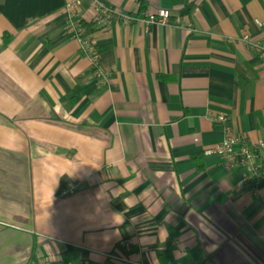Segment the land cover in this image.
<instances>
[{
	"label": "crops",
	"instance_id": "1",
	"mask_svg": "<svg viewBox=\"0 0 264 264\" xmlns=\"http://www.w3.org/2000/svg\"><path fill=\"white\" fill-rule=\"evenodd\" d=\"M65 1L0 0V264H264V165L208 154L217 115L264 141V0H103L105 82Z\"/></svg>",
	"mask_w": 264,
	"mask_h": 264
},
{
	"label": "built area",
	"instance_id": "2",
	"mask_svg": "<svg viewBox=\"0 0 264 264\" xmlns=\"http://www.w3.org/2000/svg\"><path fill=\"white\" fill-rule=\"evenodd\" d=\"M83 1H65L63 9L67 19L64 32L79 44L80 50L86 54L90 61L94 73L102 82H105L106 76L101 69L100 62L101 52L92 38V34L95 30L110 29L114 22L132 24L136 19L128 13L110 7L103 0H86L88 5L87 9L84 10ZM84 11H87V14ZM171 16L172 10L162 8L148 15L147 22L153 25H169ZM260 26L264 34V25L260 24ZM242 40L257 50L258 54L264 58V38L261 41H251L247 36H243ZM213 120L220 127L224 139L219 147L208 151V154L219 156L226 169L244 171L245 176L242 178L241 183L254 182L260 176L264 165V141L250 144L244 137L234 131L231 123L224 115H217ZM68 193L67 190L63 191V195Z\"/></svg>",
	"mask_w": 264,
	"mask_h": 264
},
{
	"label": "trees",
	"instance_id": "3",
	"mask_svg": "<svg viewBox=\"0 0 264 264\" xmlns=\"http://www.w3.org/2000/svg\"><path fill=\"white\" fill-rule=\"evenodd\" d=\"M181 2H182V0H174L175 5H179ZM80 83H81V78H78L76 88L68 95L69 102L72 105L76 104L81 98ZM242 85H243V83H242ZM201 157L202 156H200V155H194L192 157L193 160H196L197 168L199 170L203 169V164L200 161H197V160L201 159ZM166 257L169 258L170 255L166 254ZM162 261H163V259H162Z\"/></svg>",
	"mask_w": 264,
	"mask_h": 264
}]
</instances>
